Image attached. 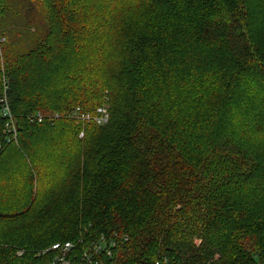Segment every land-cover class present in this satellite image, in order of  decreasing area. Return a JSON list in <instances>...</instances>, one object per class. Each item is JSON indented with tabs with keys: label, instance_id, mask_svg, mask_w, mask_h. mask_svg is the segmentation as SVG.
<instances>
[{
	"label": "trees",
	"instance_id": "obj_1",
	"mask_svg": "<svg viewBox=\"0 0 264 264\" xmlns=\"http://www.w3.org/2000/svg\"><path fill=\"white\" fill-rule=\"evenodd\" d=\"M13 1L0 264H51L59 242L106 264H264V0H28L34 35ZM75 107L108 123L63 117Z\"/></svg>",
	"mask_w": 264,
	"mask_h": 264
},
{
	"label": "built area",
	"instance_id": "obj_2",
	"mask_svg": "<svg viewBox=\"0 0 264 264\" xmlns=\"http://www.w3.org/2000/svg\"><path fill=\"white\" fill-rule=\"evenodd\" d=\"M2 107H1V116L4 118V130L5 133L9 135L8 141L12 142L16 140L17 135V126L15 125L13 115L11 111L8 108L7 102L5 99L1 100ZM59 116H62L58 113L53 114L52 120H55V118H58ZM67 119H72L75 122L79 123H95L97 126L99 125H105L108 122V113L105 108H99L96 110L95 114H90L89 112L83 111L79 107H75L73 111H71L69 114L63 116ZM32 119H34L37 123L43 122L45 119L44 116L40 113H37L33 116H31ZM82 133H80L79 137L82 138ZM50 250L57 254L56 257H53L51 264H71L72 260L76 258L74 255L72 257L71 253L73 252V245L70 242L65 243H56L51 246ZM101 250L102 247L99 244H94L91 249L83 253L84 256H79L80 263L81 264H106L101 258ZM106 254H109V251H106ZM154 264H170V261L166 257L162 258V261L157 260Z\"/></svg>",
	"mask_w": 264,
	"mask_h": 264
},
{
	"label": "rangeland",
	"instance_id": "obj_3",
	"mask_svg": "<svg viewBox=\"0 0 264 264\" xmlns=\"http://www.w3.org/2000/svg\"><path fill=\"white\" fill-rule=\"evenodd\" d=\"M11 6L13 7L14 11H16L18 13H19V11H22V12L25 11L24 14L22 15L23 17L21 20H13L14 24L16 25V28L19 31L22 32L24 27H26V28H29V31L32 35H34L33 34L34 29L36 30V34L42 33V31L40 29H44V27H45L44 21H42V19L39 16L34 17V16L30 15L33 12L31 10L30 3L28 0H14L13 5L11 3ZM9 36L11 37V33H9ZM2 41H3V38H0V43ZM27 45H28V43L25 41L23 42L21 39H15V40L12 39V44L7 45V47H9L10 50L15 52V53H20L22 51L23 52L25 51V48ZM24 74L26 75L24 79L28 80V84L31 87H35V86H37L35 84H38V83H40V81H43L41 79H39V81L34 80V78L32 77V75L29 72H25ZM6 164L7 163H5V162L0 163V187H3L5 185V182H6L5 177L2 175L3 165L6 166ZM15 229H17V228H15ZM6 230H8V229H6ZM51 246L48 247L47 249H45L44 252H50ZM90 249H91V244H89L87 247H85L83 245V250L75 249V250H73L71 255H72V257L74 255L82 257V256H84L83 253L88 252ZM40 253H38L37 255H39ZM51 253H52V259H53V257L57 256V254H54L53 252H51ZM20 254H21V251H17V255L19 256Z\"/></svg>",
	"mask_w": 264,
	"mask_h": 264
},
{
	"label": "bare ground",
	"instance_id": "obj_4",
	"mask_svg": "<svg viewBox=\"0 0 264 264\" xmlns=\"http://www.w3.org/2000/svg\"><path fill=\"white\" fill-rule=\"evenodd\" d=\"M7 98V97H6Z\"/></svg>",
	"mask_w": 264,
	"mask_h": 264
}]
</instances>
